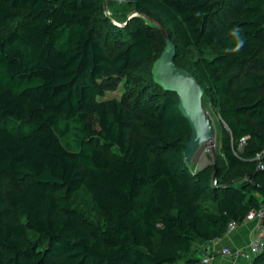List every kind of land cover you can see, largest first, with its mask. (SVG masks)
<instances>
[{
    "label": "trees",
    "instance_id": "16d2710c",
    "mask_svg": "<svg viewBox=\"0 0 264 264\" xmlns=\"http://www.w3.org/2000/svg\"><path fill=\"white\" fill-rule=\"evenodd\" d=\"M111 7L0 0V182L12 179L0 190V264H195L264 203V0ZM135 10L168 30L175 62L220 115L216 166L186 161L189 121L152 75L164 36ZM120 82L125 94L109 96ZM83 186L98 221L74 205Z\"/></svg>",
    "mask_w": 264,
    "mask_h": 264
},
{
    "label": "water",
    "instance_id": "95a60500",
    "mask_svg": "<svg viewBox=\"0 0 264 264\" xmlns=\"http://www.w3.org/2000/svg\"><path fill=\"white\" fill-rule=\"evenodd\" d=\"M134 14L142 15L164 36L166 44L152 64V75L154 81L165 91H172L178 95L179 108L191 127L190 136L185 141V159L191 162L197 150L214 137L212 121L204 105L206 89L192 71L175 62L176 45L163 24L154 17L136 10L130 16Z\"/></svg>",
    "mask_w": 264,
    "mask_h": 264
},
{
    "label": "rangeland",
    "instance_id": "374dc122",
    "mask_svg": "<svg viewBox=\"0 0 264 264\" xmlns=\"http://www.w3.org/2000/svg\"><path fill=\"white\" fill-rule=\"evenodd\" d=\"M103 6L108 13V15H113L114 10L111 7V0H102ZM122 1V0H117ZM120 22V21H118ZM198 53H195V56ZM125 87L123 82H120L118 86L113 90H107L109 96L121 98L125 94ZM205 108L207 109L209 116L213 125V133L214 137L208 143L203 144L195 153L191 160V165L194 169H200L207 165L216 166V162L219 161V157L221 155V118L220 115L217 114L211 105V101L209 98L205 99ZM99 149L103 152L104 155L108 157H112L115 154V150L112 146H103L97 143ZM12 179L10 176H4L2 181L0 182V190L7 188L11 185ZM73 202L75 206H79L82 209L86 210L89 214V217L93 220H100L101 211L96 210L93 207L90 193L84 188H80L73 195Z\"/></svg>",
    "mask_w": 264,
    "mask_h": 264
},
{
    "label": "built area",
    "instance_id": "2783aa9c",
    "mask_svg": "<svg viewBox=\"0 0 264 264\" xmlns=\"http://www.w3.org/2000/svg\"><path fill=\"white\" fill-rule=\"evenodd\" d=\"M247 136L242 137L238 141V149L244 148L247 142ZM257 160L258 167L264 169V149L259 151L254 157ZM216 181V180H215ZM255 221L256 227L254 235L246 246L233 247L231 245L222 246L219 250L223 257L236 259L241 258L244 260H254V258L260 254L264 249V203L260 206L251 209L243 222ZM240 223L236 220H232L228 224L226 235L235 231ZM214 247L211 243L206 244L205 250L201 253L198 261L195 264H224L217 262L214 259Z\"/></svg>",
    "mask_w": 264,
    "mask_h": 264
},
{
    "label": "crops",
    "instance_id": "0c3cea01",
    "mask_svg": "<svg viewBox=\"0 0 264 264\" xmlns=\"http://www.w3.org/2000/svg\"><path fill=\"white\" fill-rule=\"evenodd\" d=\"M256 227L255 221H245L240 223L238 228L223 238L211 242L214 247V259L224 264H252L253 260H244L241 258L231 259L223 257L219 250L222 246L231 245L233 247L246 246L254 235Z\"/></svg>",
    "mask_w": 264,
    "mask_h": 264
},
{
    "label": "clouds",
    "instance_id": "9594fccd",
    "mask_svg": "<svg viewBox=\"0 0 264 264\" xmlns=\"http://www.w3.org/2000/svg\"><path fill=\"white\" fill-rule=\"evenodd\" d=\"M238 33H239V29L235 27L231 29V35H233L234 37H237V42L235 46L237 49L241 47V45L244 43L243 39L239 37Z\"/></svg>",
    "mask_w": 264,
    "mask_h": 264
}]
</instances>
